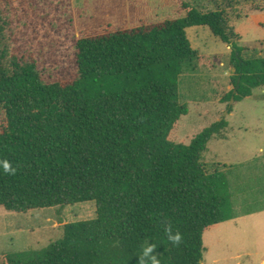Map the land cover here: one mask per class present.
Returning <instances> with one entry per match:
<instances>
[{
  "label": "trees",
  "instance_id": "16d2710c",
  "mask_svg": "<svg viewBox=\"0 0 264 264\" xmlns=\"http://www.w3.org/2000/svg\"><path fill=\"white\" fill-rule=\"evenodd\" d=\"M181 17L110 29L75 41V76L43 79L30 44L31 0H0V207L35 209L95 203V218L65 224L40 250L5 255L4 264H203V235L241 216L226 173H208L202 157L221 118L175 143L188 108L180 78L198 52L187 30L205 26L231 48L233 89L222 102L264 86V58L244 48L224 10L201 12L175 0ZM264 211L248 210L244 215ZM182 241H169L167 229ZM153 246L152 256L143 250Z\"/></svg>",
  "mask_w": 264,
  "mask_h": 264
},
{
  "label": "rangeland",
  "instance_id": "374dc122",
  "mask_svg": "<svg viewBox=\"0 0 264 264\" xmlns=\"http://www.w3.org/2000/svg\"><path fill=\"white\" fill-rule=\"evenodd\" d=\"M201 12L224 10L244 48V59L264 58V0H183ZM34 15L23 41L37 59L46 81L75 76L74 46L80 37L145 22L181 17L175 0H31ZM198 52L192 72L180 78L179 100L188 108L172 134L175 143L193 136L221 118L228 121L223 138L212 137L203 154L206 172L228 175L236 211L241 219L218 224L203 235V264H262L264 212V86L250 98L226 110L222 98L233 89L231 48L205 26L187 30ZM95 203L42 208L26 213L0 207V264L8 254L40 250L62 237L68 223L95 218ZM246 217V218H244Z\"/></svg>",
  "mask_w": 264,
  "mask_h": 264
},
{
  "label": "clouds",
  "instance_id": "9594fccd",
  "mask_svg": "<svg viewBox=\"0 0 264 264\" xmlns=\"http://www.w3.org/2000/svg\"><path fill=\"white\" fill-rule=\"evenodd\" d=\"M0 166H2L4 172L11 173L14 170L11 168V165L7 161L0 162ZM167 235L170 242H172L174 245H178L182 241V236L179 232H176L175 234L172 233L171 228L167 229ZM154 251L153 246H148L143 250V255L145 257L152 256ZM155 264H158V262H155Z\"/></svg>",
  "mask_w": 264,
  "mask_h": 264
},
{
  "label": "crops",
  "instance_id": "0c3cea01",
  "mask_svg": "<svg viewBox=\"0 0 264 264\" xmlns=\"http://www.w3.org/2000/svg\"><path fill=\"white\" fill-rule=\"evenodd\" d=\"M264 211H261V212H258V213H253V214H249V215H247L246 217H250V216H253V215H256V214H260V213H263ZM246 217H244V218H246ZM235 219H241L240 217H238V218H235ZM234 220V219H233ZM262 264H264V260L262 261Z\"/></svg>",
  "mask_w": 264,
  "mask_h": 264
},
{
  "label": "water",
  "instance_id": "95a60500",
  "mask_svg": "<svg viewBox=\"0 0 264 264\" xmlns=\"http://www.w3.org/2000/svg\"><path fill=\"white\" fill-rule=\"evenodd\" d=\"M232 103H234V99L233 98L230 99L229 105H231Z\"/></svg>",
  "mask_w": 264,
  "mask_h": 264
}]
</instances>
